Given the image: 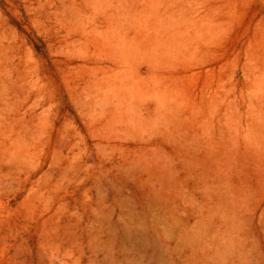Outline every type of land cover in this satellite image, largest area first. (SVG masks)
Masks as SVG:
<instances>
[{"label":"rangeland","instance_id":"obj_1","mask_svg":"<svg viewBox=\"0 0 264 264\" xmlns=\"http://www.w3.org/2000/svg\"><path fill=\"white\" fill-rule=\"evenodd\" d=\"M263 248L264 0H0V264Z\"/></svg>","mask_w":264,"mask_h":264},{"label":"bare ground","instance_id":"obj_2","mask_svg":"<svg viewBox=\"0 0 264 264\" xmlns=\"http://www.w3.org/2000/svg\"><path fill=\"white\" fill-rule=\"evenodd\" d=\"M201 224H202V223H201ZM164 226H165V225H164ZM197 231H198V230H197ZM215 234H216V233H215ZM226 234H227V233H226ZM175 235H176V234H175ZM199 235H200V233H199ZM191 236H192V235H191ZM229 236H230V235H229ZM226 237H227V236H226ZM231 237H232V236H231ZM214 238H215V237H214ZM214 238H213V239H214ZM217 238H218V237H217ZM232 238H233V237H232ZM213 239H212V240H213ZM227 240H228V239H227ZM250 241H251V240H250ZM235 242H236V239H235ZM238 242H239V240H238ZM249 243H250V242H249ZM219 244H221V242H220ZM233 244H234V243H233ZM239 244H240V243H239ZM244 244H246V243H244ZM231 245H232V244H231ZM203 246H204V245H203ZM224 246H225V245H224ZM228 246H229V245H228ZM230 247H231V246H230ZM230 247H229V248H230ZM202 248H203V247H202ZM239 248L241 249V247H239ZM252 248H253V247H252ZM252 248H251V249H252ZM206 249H207V248H206ZM246 249H247V248H246ZM263 249H264V248H263ZM222 250H223V249H222ZM233 250H234V249H233ZM235 250H236V249H235ZM242 250H243V249H242ZM254 250H256V248H254ZM203 251H204V250H203ZM246 252H247V251H246ZM248 252H249V251H248ZM233 253H234V252H233ZM239 254H240V253H239ZM241 254H242V253H241ZM244 254H245V253H244ZM261 254H262V253H261ZM214 255H216V254H214ZM233 255H234V254H233ZM245 255H246V254H245ZM235 256H236V253H235ZM243 256H244V255H243ZM246 256H247V255H246ZM231 257H233V256H231ZM249 257H250V256H249ZM226 258H227V257H226ZM246 258H247V257H246ZM246 258H245V259H246ZM254 258H255V257H254ZM256 258H257V257H256ZM256 258H255V259H256ZM260 258H261V256H260ZM260 258H259V259H260ZM263 258H264V256H263ZM210 260H211V259H210ZM218 260H219V258H218ZM223 260H224V259H223ZM241 260H242V259H241ZM247 260H248V258H247ZM214 261H215V259H214ZM227 261H228V260H227ZM238 261H239V260H238ZM253 261H254V260H253ZM215 262H216V261H215ZM261 262H262V261H261ZM207 263H208V262H207ZM227 263H228V262H227ZM232 263H233V262H232ZM245 263H246V262H245ZM247 263H248V262H247ZM223 264H224V263H223ZM257 264H258V263H257Z\"/></svg>","mask_w":264,"mask_h":264}]
</instances>
